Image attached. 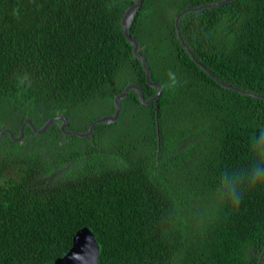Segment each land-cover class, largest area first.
I'll list each match as a JSON object with an SVG mask.
<instances>
[{"label": "trees", "instance_id": "obj_1", "mask_svg": "<svg viewBox=\"0 0 264 264\" xmlns=\"http://www.w3.org/2000/svg\"><path fill=\"white\" fill-rule=\"evenodd\" d=\"M135 1L0 0V264H55L84 226L98 264H264V186L215 194L264 126V0H140L149 81Z\"/></svg>", "mask_w": 264, "mask_h": 264}, {"label": "clouds", "instance_id": "obj_2", "mask_svg": "<svg viewBox=\"0 0 264 264\" xmlns=\"http://www.w3.org/2000/svg\"><path fill=\"white\" fill-rule=\"evenodd\" d=\"M168 81L157 89H175L178 78L172 71L168 72ZM244 163L232 169L221 171L215 194L219 201L238 207L246 191L264 186V126H259L250 135Z\"/></svg>", "mask_w": 264, "mask_h": 264}, {"label": "water", "instance_id": "obj_3", "mask_svg": "<svg viewBox=\"0 0 264 264\" xmlns=\"http://www.w3.org/2000/svg\"><path fill=\"white\" fill-rule=\"evenodd\" d=\"M139 4H140V0H136L133 5L129 6L125 10L123 17H122V20H121V25L124 29L125 36L133 43V52L140 58L141 63H142V65L146 71V79L149 81V70H148V67L146 65V62H145L143 56L137 52L138 43H137L136 39H134L133 37H131L128 34L127 29H126V24H125L127 16L130 14V12L133 9L137 8ZM177 18H178V16L176 17L175 22L177 21ZM151 84L157 85L156 82H151ZM131 87L136 88L138 95H139V99L144 103H149L150 101H155L157 99L159 93H160L156 90V92L153 96H151L148 100H145L143 97V94L141 93L140 88L137 85H127V86H125V88L123 89V91L120 94H118L117 96L114 97V104H115L116 108H115V111L113 112V114L103 115L99 119L93 121L90 124L87 132H85V133H80L77 131H69V132L77 133L78 135L90 134L93 127H94V124L96 122L104 121V120H108V119H111V120L116 119V117L120 111V108H121L118 99L121 98L122 96H124L125 93L127 92V90ZM158 88H160L159 85H157V89ZM54 119L62 120V124H61L62 127L66 123V118L61 116V115H58L56 117L50 118L37 132H41L42 130H44L50 124V122ZM26 122L30 123V120L26 119L22 123V125L20 126V132H19L18 138H21V136L23 134V127H24ZM5 131H8L9 133H11L10 130L4 129L0 132V136ZM98 253H99V246H98L97 241L95 240L93 233L89 230V228L84 226V227L78 229L74 233V235L72 237V244H71L69 250L63 256L55 259V264H98Z\"/></svg>", "mask_w": 264, "mask_h": 264}, {"label": "rangeland", "instance_id": "obj_4", "mask_svg": "<svg viewBox=\"0 0 264 264\" xmlns=\"http://www.w3.org/2000/svg\"><path fill=\"white\" fill-rule=\"evenodd\" d=\"M19 137V136H18ZM17 138V137H16ZM17 139H19V138H17Z\"/></svg>", "mask_w": 264, "mask_h": 264}]
</instances>
